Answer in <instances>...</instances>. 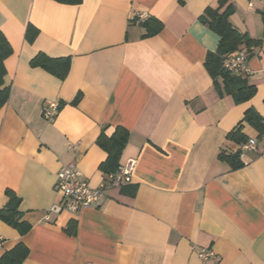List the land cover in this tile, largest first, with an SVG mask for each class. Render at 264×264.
<instances>
[{
    "label": "crops",
    "instance_id": "obj_1",
    "mask_svg": "<svg viewBox=\"0 0 264 264\" xmlns=\"http://www.w3.org/2000/svg\"><path fill=\"white\" fill-rule=\"evenodd\" d=\"M228 3V22L256 43L240 48L248 72L231 73L254 88L241 103L205 66L219 43L204 22L217 0H0V33L11 49L0 210L18 201L17 222L30 227L20 235L0 219V258L22 244L24 264H264V146L240 155L264 117V0ZM138 15L161 30L146 36ZM38 54L68 58L66 76L32 66ZM50 102L59 110L48 122ZM117 128L127 142L105 171L97 140ZM127 161L129 183L106 184L75 215L50 212L69 162L98 188ZM197 249L214 257L202 260Z\"/></svg>",
    "mask_w": 264,
    "mask_h": 264
},
{
    "label": "trees",
    "instance_id": "obj_2",
    "mask_svg": "<svg viewBox=\"0 0 264 264\" xmlns=\"http://www.w3.org/2000/svg\"><path fill=\"white\" fill-rule=\"evenodd\" d=\"M57 1L74 3L78 2L79 0ZM230 13L231 5L228 3V0H217L216 9L206 10L208 19H204V22L211 31L218 35L219 43L215 53L207 54L205 66L214 80L218 78L222 80L221 85H223L225 92L234 97L236 102L241 103L251 98V96L254 94V88L253 86H250L244 78L232 75L230 72L226 71L223 68V62L230 56L232 57V55L237 51H240L241 47L249 49L253 44L256 43L250 40L246 35L237 32L231 26V23L228 22V16ZM140 26L144 28L146 36L157 34L162 28V25L159 21L153 20L151 18L142 21ZM29 36L28 28L26 38L29 39ZM10 53V46L0 33V108L6 104L9 97L10 88L4 86V77L6 72L3 63L5 59L10 56ZM31 65L39 66L62 80L66 76L70 64L68 58L51 59L44 56L43 54H38L31 61ZM244 120H252V116L249 111L246 112ZM238 131L239 130L230 132L228 134V138L234 139ZM126 136L127 133L123 129L118 128L110 138H107L103 133L100 135L97 140V144L99 147L105 150L108 155L107 160L100 166L102 170L108 171L105 168H107L109 163L112 164L113 160H116L117 156L122 151L125 143L127 142ZM236 156H231L233 168H238L241 166V163L238 160H235L237 158ZM17 203L12 208L0 210V219L17 229L20 235H24L30 227L26 224H19L17 222V214L15 213L17 209ZM68 232L73 234L71 227L68 228ZM27 253V248L22 244H18L14 249L5 253L0 258V264H24Z\"/></svg>",
    "mask_w": 264,
    "mask_h": 264
},
{
    "label": "built area",
    "instance_id": "obj_3",
    "mask_svg": "<svg viewBox=\"0 0 264 264\" xmlns=\"http://www.w3.org/2000/svg\"><path fill=\"white\" fill-rule=\"evenodd\" d=\"M248 6L251 7V4L249 3ZM144 20V15L137 16L136 21L138 23ZM246 56L244 51H237L232 57L230 56L224 60L223 68L232 74L248 72ZM58 110L57 103L50 102L43 112V118L48 122L49 120L52 121L56 117ZM259 142L264 146V117L261 120V131L258 139H249L242 143L240 145V155L246 151L254 150ZM132 167H134V162L127 161L117 172L109 174L104 184L98 188H91L81 172L77 170L75 163L69 162L57 175L56 192L60 195L61 202L54 204L50 208V212L53 214L67 212L75 215L80 211L79 209L88 208L103 196L106 184L112 187H119L129 183L131 181ZM1 239L0 237V241ZM196 254L202 260L214 257L209 250L197 249Z\"/></svg>",
    "mask_w": 264,
    "mask_h": 264
}]
</instances>
